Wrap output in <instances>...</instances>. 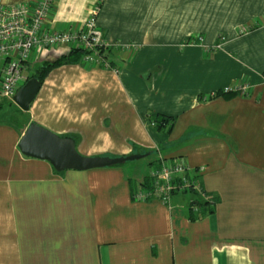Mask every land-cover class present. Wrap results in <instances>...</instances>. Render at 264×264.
<instances>
[{
  "label": "crops",
  "instance_id": "obj_1",
  "mask_svg": "<svg viewBox=\"0 0 264 264\" xmlns=\"http://www.w3.org/2000/svg\"><path fill=\"white\" fill-rule=\"evenodd\" d=\"M97 2L110 67L63 64L28 110L0 102V264H264V0H55L47 25ZM32 122L84 156L151 154L147 171L56 172L18 148ZM159 157L187 163L213 202L134 200Z\"/></svg>",
  "mask_w": 264,
  "mask_h": 264
},
{
  "label": "built area",
  "instance_id": "obj_2",
  "mask_svg": "<svg viewBox=\"0 0 264 264\" xmlns=\"http://www.w3.org/2000/svg\"><path fill=\"white\" fill-rule=\"evenodd\" d=\"M54 2L34 0L30 3H0L1 97L13 100L17 90L28 79L24 71L28 70L34 59L49 49L83 50L82 62L110 67L104 53L106 41L98 23L101 2L89 8L83 22L62 30L47 25ZM198 40L201 37L198 36ZM246 88V85L224 87L223 92H245ZM189 170L190 167L184 161H169L159 157V164L149 173L150 182L140 184L133 194L134 200H157L167 205L172 195L190 192L202 201L213 202L212 195L188 175Z\"/></svg>",
  "mask_w": 264,
  "mask_h": 264
},
{
  "label": "water",
  "instance_id": "obj_3",
  "mask_svg": "<svg viewBox=\"0 0 264 264\" xmlns=\"http://www.w3.org/2000/svg\"><path fill=\"white\" fill-rule=\"evenodd\" d=\"M40 86L41 83L36 77L28 78L13 96V102L21 110H28ZM18 148L25 156L48 161L56 172L107 167L144 156H84L77 152L73 138L58 135L35 122L30 123L22 133Z\"/></svg>",
  "mask_w": 264,
  "mask_h": 264
},
{
  "label": "trees",
  "instance_id": "obj_4",
  "mask_svg": "<svg viewBox=\"0 0 264 264\" xmlns=\"http://www.w3.org/2000/svg\"><path fill=\"white\" fill-rule=\"evenodd\" d=\"M254 27L255 26H251L249 29L252 30ZM220 38H222V36ZM188 39L190 40L191 37H189ZM194 42L197 43L198 40L195 39ZM84 53H85V51H83V50H70L67 53L62 54L60 57H58L57 59H55L51 62L45 61V62L41 63V65L36 69V72L32 76H28V78L36 77L40 81V83H42L45 76L47 75V73L51 69L58 67L60 65H63V64L80 62V61H82V57H83ZM218 93L219 92H217V94ZM152 117H153L152 121H154V124H155L157 129H160L162 127H167L166 132L167 133L170 132L171 125L173 122L172 121L173 117L160 115V114H152Z\"/></svg>",
  "mask_w": 264,
  "mask_h": 264
},
{
  "label": "rangeland",
  "instance_id": "obj_5",
  "mask_svg": "<svg viewBox=\"0 0 264 264\" xmlns=\"http://www.w3.org/2000/svg\"><path fill=\"white\" fill-rule=\"evenodd\" d=\"M54 59H55V57H53V56H52V58H50L51 61H53ZM42 61H44L43 58L39 59L36 62L32 61L30 63V68L28 70L24 71V74L26 76H32L34 74L35 69L38 68L41 65ZM0 102L3 104L4 108L5 107H9V105H10L9 101L4 99L1 96H0ZM150 155L151 154L145 155V156H143V157H141L139 159H135V160H131V161H125V162L122 163V165L125 164L126 168L128 167L127 169L130 172H133L134 175H141V176H138V177H142V176H144V174L147 171L148 157Z\"/></svg>",
  "mask_w": 264,
  "mask_h": 264
}]
</instances>
